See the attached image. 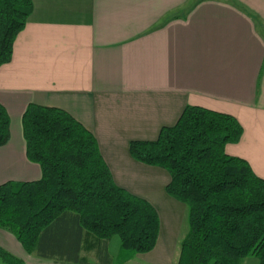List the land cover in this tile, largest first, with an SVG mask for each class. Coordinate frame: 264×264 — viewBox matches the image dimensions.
Returning a JSON list of instances; mask_svg holds the SVG:
<instances>
[{
	"label": "crops",
	"instance_id": "0c3cea01",
	"mask_svg": "<svg viewBox=\"0 0 264 264\" xmlns=\"http://www.w3.org/2000/svg\"><path fill=\"white\" fill-rule=\"evenodd\" d=\"M31 1L33 11L16 37L12 59L0 67V105L14 123L10 130L18 133L16 142L0 147V185L41 178L40 167L26 156L22 136L21 120L30 104L63 110L82 124L95 137L115 184L155 207L160 229L147 254L156 250L165 231H172L173 223L163 226L160 211L165 219L177 211L183 219L187 206L166 194L170 176L165 170L132 159L131 141L155 140L186 106L229 114L244 133L239 143L228 144L239 152L226 149V154L246 160L264 179V35L240 8L258 11L259 3ZM260 4L264 9V0ZM111 241L109 259L99 258L83 235L82 247L92 255H80L81 264H118ZM16 249L25 263L36 256ZM116 249L117 255L119 241ZM132 262L135 258L123 264ZM138 262L168 264L150 258ZM242 264H257V259L247 257Z\"/></svg>",
	"mask_w": 264,
	"mask_h": 264
},
{
	"label": "trees",
	"instance_id": "16d2710c",
	"mask_svg": "<svg viewBox=\"0 0 264 264\" xmlns=\"http://www.w3.org/2000/svg\"><path fill=\"white\" fill-rule=\"evenodd\" d=\"M32 11L31 0H0V67L11 61ZM9 126L0 105V147L9 141ZM21 126L26 156L41 178L0 185V229L9 230L26 254L81 264L83 235L88 250L95 247L105 259L107 241L118 238V264L155 248L157 210L115 184L82 124L63 110L30 104ZM243 133L229 114L186 106L155 140L129 143L132 159L165 170L166 194L187 206L177 264H242L247 257L264 264V179L225 152ZM0 264L26 263L0 247Z\"/></svg>",
	"mask_w": 264,
	"mask_h": 264
},
{
	"label": "rangeland",
	"instance_id": "374dc122",
	"mask_svg": "<svg viewBox=\"0 0 264 264\" xmlns=\"http://www.w3.org/2000/svg\"><path fill=\"white\" fill-rule=\"evenodd\" d=\"M203 1V0H201ZM223 1V0H222ZM227 1V0H226ZM261 1L263 0H251V2H256L259 3L257 5L260 6V9L258 11L256 10H252L250 8L247 7H240L243 11V13H245V15L247 14V16L250 19H254L256 20V22L258 23V29L260 32L263 33L264 35V9H262L261 7ZM237 5V4H236ZM240 6H242L243 4L240 3ZM264 83V79H262L261 84ZM12 126L14 127V123L11 122L10 127H9V144L10 143H14L16 142L17 138H18V133L14 130V128L12 130H10V128H12ZM8 145V144H7ZM237 146V145H236ZM227 149L226 152H230L232 151H238L239 149L238 147H232V146H226L225 150ZM161 212V222L163 223V226L166 224L167 222L173 223V227H171L170 233L169 231H165L163 234V239L162 237L160 238L159 242H158V246L156 248V250H154L151 254H138L136 255L135 258V262H132V264H145L146 262H138V260H142L145 258H150L152 260H166L168 264H176L177 259H178V255H179V249H180V242L182 237L184 236V234L187 232L188 226H187V214L186 211L183 214V219L180 218V216H178V214H180L178 211L177 212H171L168 214V216L170 218L165 219L164 214ZM182 217V214H181ZM111 254L113 256H116L117 253V249L116 246H118V238L113 237L112 241H111ZM157 243V242H156ZM0 247L8 250L9 252H11L12 254L18 256V250L16 248H21L20 244L17 242V240L15 239L14 235L7 229H0ZM114 252V253H113ZM81 257H85L86 259H90L91 255L90 253H88L86 251V249H82L81 251ZM33 259L31 262L27 261V264H41V258L39 256H32ZM41 262V263H40Z\"/></svg>",
	"mask_w": 264,
	"mask_h": 264
}]
</instances>
